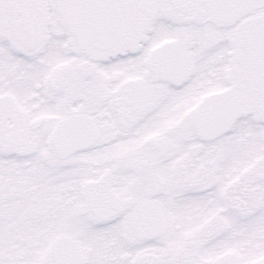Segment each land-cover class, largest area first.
<instances>
[{
	"label": "snow or ice",
	"instance_id": "1",
	"mask_svg": "<svg viewBox=\"0 0 264 264\" xmlns=\"http://www.w3.org/2000/svg\"><path fill=\"white\" fill-rule=\"evenodd\" d=\"M0 264H264V0H0Z\"/></svg>",
	"mask_w": 264,
	"mask_h": 264
}]
</instances>
